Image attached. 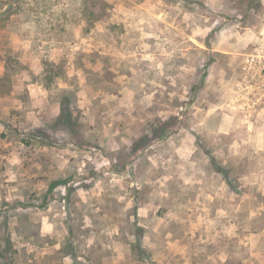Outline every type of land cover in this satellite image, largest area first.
I'll return each instance as SVG.
<instances>
[{
	"label": "rangeland",
	"instance_id": "374dc122",
	"mask_svg": "<svg viewBox=\"0 0 264 264\" xmlns=\"http://www.w3.org/2000/svg\"><path fill=\"white\" fill-rule=\"evenodd\" d=\"M263 231L264 0H0V264H264Z\"/></svg>",
	"mask_w": 264,
	"mask_h": 264
},
{
	"label": "crops",
	"instance_id": "0c3cea01",
	"mask_svg": "<svg viewBox=\"0 0 264 264\" xmlns=\"http://www.w3.org/2000/svg\"><path fill=\"white\" fill-rule=\"evenodd\" d=\"M56 115H59V111L57 112ZM187 151H189V150H188V149H181V151H179V155H183V154L186 153ZM193 169H194V167H193ZM186 183H188V182H186ZM225 190H227V187L225 188ZM216 196H217V197H221V192H220V193H216ZM225 197H226V196H225ZM253 236H258L257 239H255V241H256L255 243H253V240H251V244H252V246L257 245V243H258V247H257V248H258L259 250L256 249V251H255V253L258 254V253L261 251V250H260V249H261V247H260V242H261V241L264 242V231L261 232V233H257L256 235H252V237H253ZM258 241H259V242H258ZM254 250H255V249H254ZM257 252H258V253H257ZM255 253H254V254H255ZM256 254H255V255H256ZM260 255H264V252H260ZM257 256H258V257H257ZM256 257L261 259V256H259V254L256 255Z\"/></svg>",
	"mask_w": 264,
	"mask_h": 264
},
{
	"label": "trees",
	"instance_id": "16d2710c",
	"mask_svg": "<svg viewBox=\"0 0 264 264\" xmlns=\"http://www.w3.org/2000/svg\"><path fill=\"white\" fill-rule=\"evenodd\" d=\"M61 182H55L53 185H52V188L53 189L56 185L60 184Z\"/></svg>",
	"mask_w": 264,
	"mask_h": 264
}]
</instances>
